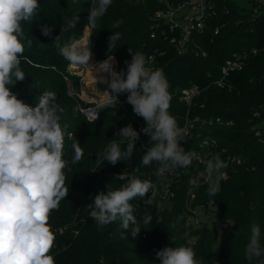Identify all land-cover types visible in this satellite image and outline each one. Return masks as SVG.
Here are the masks:
<instances>
[{"label":"trees","instance_id":"trees-1","mask_svg":"<svg viewBox=\"0 0 264 264\" xmlns=\"http://www.w3.org/2000/svg\"><path fill=\"white\" fill-rule=\"evenodd\" d=\"M166 1L178 4L185 0H112L106 14L92 27L88 22L91 0H38L40 8L36 17L31 23L24 22L25 45L28 39L32 40V46H25L21 58L25 79L9 87L18 99L33 107L45 90L55 92L57 103L63 108L59 113L60 123L66 126V133L72 134L65 136L63 147V158L68 162L64 174L69 194L49 218L55 236L51 249L55 264H160L156 251L180 245L192 247L201 264H258L256 259L250 262L246 258V248L252 223L260 226V243L264 247V140H259L256 133L257 128H261L258 122L264 119V16L251 20L249 8L238 0L218 2L217 15L210 20V30L213 32L216 25L224 22L222 31L217 35L211 31L194 34L190 50L180 53L165 35L151 36L155 14L165 7ZM221 3L229 7L228 13ZM76 15L80 17L77 27L62 33L61 45L70 38L80 40L86 27H90L87 46L97 59L117 58V72L126 71L125 61H131L129 49L132 53H144L150 68L163 70L171 95L170 114L183 129L187 127L188 117L194 121L189 133L180 141L181 146L186 152H195L202 148L203 140H216L215 154L228 164L223 170L227 176L221 180L217 195L207 194L208 185L202 179L199 187L189 191L186 176L183 184L173 183L171 187L166 181H173V178L157 174L161 167L158 162L142 165L145 148L150 146V137L144 133L131 159L115 165L107 161L98 164L97 155L111 140L120 139L115 133L121 128L131 124L138 131L146 125L128 102L100 109L94 121L80 111L83 101L69 92L65 76L72 80L75 92L80 89L79 77L67 71L69 63L53 45L55 37L61 34L62 25ZM118 20L122 23L113 28ZM43 25L53 28L51 37L42 34ZM112 32H119L121 37L110 49L108 38ZM167 33L171 37V33ZM178 34L179 30L172 35ZM196 44L199 46L196 49L208 52L206 57L195 54ZM253 48H258V53L243 69L230 76L231 88H221L214 83L227 58L234 52ZM150 57L153 62L149 64ZM193 84L199 85L201 94L189 107L181 95L183 89ZM120 98L127 101V94H120ZM216 118L221 121L211 124L210 120ZM74 143L82 151L77 163H72ZM228 155H235L241 162L227 161ZM198 163L187 168V173L191 171L195 178V172L202 168ZM169 170L171 168L166 169ZM173 170L184 172L186 169ZM124 172L151 181L157 192L152 204L145 202L148 197L130 201L141 230L137 236L128 235L127 238H122L124 230L119 218L98 227L89 214V204L96 194L116 190L126 183L116 178ZM209 203L216 205L220 217L233 221V230H226L219 237L217 231L206 224H192L193 208ZM149 215L152 219L145 224ZM239 230L242 232L238 235Z\"/></svg>","mask_w":264,"mask_h":264},{"label":"clouds","instance_id":"clouds-1","mask_svg":"<svg viewBox=\"0 0 264 264\" xmlns=\"http://www.w3.org/2000/svg\"><path fill=\"white\" fill-rule=\"evenodd\" d=\"M112 0H91L88 9V22L95 27L96 21L103 17ZM40 8L38 0H0V264H55L51 254L55 236L49 224L50 213L57 210L61 200L69 194L65 186L64 169L68 162L63 158L66 126L61 125L63 108L57 103V95L45 90L37 97L36 105L30 106L17 98L12 92L18 81L25 79L21 58L25 46L31 47L32 40L25 45L24 22L31 23ZM79 15L68 19L61 27V34L56 36L53 45L59 50L70 66L91 70L92 74L101 75L100 82L107 84L111 92L100 101L98 109L114 108L120 94H127V102L133 112L142 117L145 127L140 131L150 137V146L145 148L141 163L149 166L153 161L161 167L157 174L166 169H187L196 154L185 151L180 141L186 137L185 130L178 125L170 114L171 95L169 83L162 69L148 67L144 53H131V61H125L126 71L114 70V57L102 61L98 67L91 66V47L83 41L70 38L60 44L62 33L75 29ZM122 21L113 23L118 28ZM41 32L51 37L53 28L41 26ZM121 37L119 32H112L109 48ZM94 80L97 83L96 77ZM107 148L97 155L99 165L104 161L117 164L132 157L139 133L131 124L121 128ZM124 145L122 148L121 146ZM72 163L82 158L81 149L74 143ZM228 167L218 153L205 162V168L196 178H192V187H199L201 179L207 183V194L217 195L221 190V180ZM126 181L118 189L96 194L89 204L90 217L98 227L108 225L117 218L121 221L122 238L137 236L141 228L134 216V207L130 201L139 197H148L145 201L152 204L157 192L149 180H141L126 172L116 177ZM150 194V195H149ZM151 216L144 223H150ZM251 236L246 248V258L258 264H264V247H261V229L256 223L250 226ZM127 233V236H125ZM160 264H201L195 250L190 246L180 245L164 247L155 253Z\"/></svg>","mask_w":264,"mask_h":264},{"label":"built area","instance_id":"built-area-1","mask_svg":"<svg viewBox=\"0 0 264 264\" xmlns=\"http://www.w3.org/2000/svg\"><path fill=\"white\" fill-rule=\"evenodd\" d=\"M224 0H185L178 4L171 3L169 1H166V5L163 9H160L155 14V23L153 24V31L151 33L152 37H156L159 33L165 35L166 38H169L172 43H175L177 46V49L180 53H186L190 50V43L193 39L194 34L202 35L210 30V20L213 16L216 17L217 15V5L218 2H223ZM234 1V0H233ZM240 1V4L242 6H247L249 8L250 13V19L256 20L258 17L264 16V0H238ZM223 4L222 7L226 13L229 12V7L226 6V4ZM225 26V23H220L216 25L213 28V35H217L222 31V28ZM177 30H179L178 35H172ZM167 31L171 33V37H169ZM194 42V41H193ZM198 44L195 45V54L200 55L203 57H206L208 55V52L204 49L201 51L196 49ZM199 47V46H198ZM264 49V46H263ZM258 48H253V50H241L234 52L233 55L225 60V62L222 64L219 77L214 81V83L221 87V88H231L232 84L230 82V76L243 69L245 65L249 62V59L258 53ZM94 61L90 64L91 66H98L102 61L108 59H97L95 56H93ZM153 62V57H150L149 64ZM114 70H117V58L116 62L113 65ZM149 67V66H148ZM84 70L85 73L87 72L85 69H80L76 67H72L68 65L67 71L70 74L77 75L80 77L79 82H84L85 79V73H81V71ZM65 78L72 82L70 78L65 76ZM96 83V82H94ZM97 83H100L106 88L102 91L104 98L100 99H94L91 102H86L80 105V111L84 114V116L90 120L94 121L99 117L100 109L96 110L100 101L105 99L107 97V93L105 91L111 92V90L108 88L107 84L102 83L100 81H97ZM75 94L80 98L83 99L80 92H75ZM201 94V88L199 85L193 84L190 87H187L182 90L181 98L187 103L189 107H191L194 104V101L196 97H198ZM102 95V96H103ZM118 102L121 104H124L127 101L121 100L120 95L118 97ZM198 118V117H197ZM220 118L211 119L210 123H216L220 122ZM194 121L191 120L189 117L186 120V128H184L185 133L188 134L190 131V128L193 127ZM259 126L261 128H257V135L259 137V140H264V119L260 120L258 122ZM133 127V126H132ZM145 127V126H144ZM134 128V127H133ZM138 129L139 133V140L137 142L142 141V133ZM201 149H198L194 153L196 154L193 161H201L205 162L207 159H209L210 155L215 154L216 147H218V142L216 140H203L200 143ZM215 147V148H214ZM193 152V151H192ZM222 152H225V149L222 150ZM227 161L230 162H237L240 163L241 159L237 158L235 155H228ZM174 170L171 169L169 171L162 172V175H165L167 178L172 179L169 174L173 175ZM226 173V171H224ZM227 174V173H226ZM226 177V175H225ZM171 194H173V191H169Z\"/></svg>","mask_w":264,"mask_h":264},{"label":"rangeland","instance_id":"rangeland-1","mask_svg":"<svg viewBox=\"0 0 264 264\" xmlns=\"http://www.w3.org/2000/svg\"><path fill=\"white\" fill-rule=\"evenodd\" d=\"M90 32H91V28L86 27L85 32H84V36L80 39L81 41L84 42L85 45H87V39H88ZM92 55L95 56L94 53H92ZM114 62H116V61L114 60ZM81 73H82V71H81ZM83 73H85V71ZM79 80H80V77H79ZM94 82L95 81H94L93 75L89 74V77H87V79L84 82L79 83V85H80L79 92H80L81 96L83 97V99H81L83 101V103H86V102L89 103L94 99L104 98L105 95H103L102 91L106 88V86H104L100 83H94ZM68 84H69L68 85L69 86V92L72 94H75L73 82L68 81ZM211 156L212 155H210L209 157H211ZM192 162L193 163L191 165H197V164H195L196 163L195 160ZM198 164L202 165V168L199 171L195 172V176H197V177L200 173H202L204 171V165H205L204 162H201V161H199ZM181 170H180V172H178V171L173 172V175L169 174V176L171 178H173V181H166V182L169 185H171V187H173L172 186L173 183L174 184H180V185L183 184L185 181V176L187 177L188 181H190L192 178H195L191 171H190V173H187V169L184 172H181ZM226 176H227V174H226ZM174 178H176V179H174ZM170 180H172V179H170ZM192 211H193V215L190 217V219H191V222L194 226L206 224L211 229L216 230L217 233L219 234V237L221 236L222 232H224L226 230H233V221L220 217L218 215L217 207L215 204L209 203L207 206H204V207L200 206L197 208H193ZM240 232H241V230H239V233L237 231L238 235L240 234Z\"/></svg>","mask_w":264,"mask_h":264},{"label":"bare ground","instance_id":"bare-ground-1","mask_svg":"<svg viewBox=\"0 0 264 264\" xmlns=\"http://www.w3.org/2000/svg\"><path fill=\"white\" fill-rule=\"evenodd\" d=\"M116 61V59H114ZM94 61L93 59V55L89 61V64H91L92 62ZM115 63V62H114ZM99 66V65H98ZM98 66H95V67H98ZM87 72L85 73V79H87V77H89V74H92V71L91 70H86ZM84 72V70H82V73ZM91 72V73H90ZM84 74V73H83ZM92 75H94L97 79V81H100V76L103 75L105 77H107L108 74L106 73H97V72H94ZM95 81V80H94ZM96 82V81H95Z\"/></svg>","mask_w":264,"mask_h":264},{"label":"water","instance_id":"water-1","mask_svg":"<svg viewBox=\"0 0 264 264\" xmlns=\"http://www.w3.org/2000/svg\"><path fill=\"white\" fill-rule=\"evenodd\" d=\"M91 33V32H90ZM90 35V34H89ZM89 37V36H88ZM242 232V231H241ZM241 232H240V234H241Z\"/></svg>","mask_w":264,"mask_h":264}]
</instances>
